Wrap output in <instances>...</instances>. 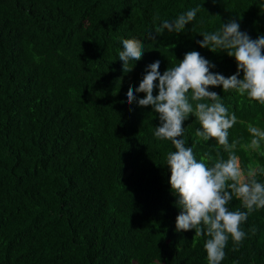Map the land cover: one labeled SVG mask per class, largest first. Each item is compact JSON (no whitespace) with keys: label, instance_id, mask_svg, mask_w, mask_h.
Segmentation results:
<instances>
[{"label":"trees","instance_id":"16d2710c","mask_svg":"<svg viewBox=\"0 0 264 264\" xmlns=\"http://www.w3.org/2000/svg\"><path fill=\"white\" fill-rule=\"evenodd\" d=\"M196 7L183 31L150 38L163 20ZM233 18L252 39L264 36V0H0V264H208L207 237L176 231L166 164L174 145L155 138L159 114L129 105L127 92L147 65L160 60L163 74L193 50L216 65L212 72L235 74L234 57L197 43ZM132 37L145 53L124 73L119 52ZM208 90L235 112L229 143L240 141L242 169L251 163L264 183V142L241 147L252 138L249 123L264 130V105ZM183 126L177 139L199 141L198 161L228 158L214 140L195 137L194 115ZM227 206L245 210L235 197ZM241 229L246 238L238 246L229 238L221 264H264V209Z\"/></svg>","mask_w":264,"mask_h":264},{"label":"clouds","instance_id":"9594fccd","mask_svg":"<svg viewBox=\"0 0 264 264\" xmlns=\"http://www.w3.org/2000/svg\"><path fill=\"white\" fill-rule=\"evenodd\" d=\"M199 7L181 13L174 20H163L150 38L155 40L165 30L179 33L195 20ZM202 41H197L201 48L212 52L220 49L237 62L235 74L225 77L210 69L214 63L203 57L198 51H189L179 64L168 67L161 74V61L156 60L147 65L145 75L138 88L129 87L127 102L134 101L140 107L151 106L159 114L160 125L155 127L157 140H169L175 151H169L166 164L170 169L171 191L176 196L175 205L180 209L176 218V231L184 232L194 229L195 237L206 236L204 248L208 264H221L225 258V248L231 237L238 246L246 238L241 229L249 215L264 209V183L256 179L257 168L250 163L247 171L241 167L240 158L235 149L240 143L233 140L229 143V129L237 123L235 112L224 106L221 96L209 87H223V91L235 90L239 95L264 105V36L252 39L241 31L240 23L230 19L215 32L201 34ZM123 50L119 60L123 61L124 73L133 70L129 61H139L145 51L142 41L136 37L122 39ZM241 73L243 77L240 78ZM158 81V84L156 83ZM158 94L154 95V89ZM134 93H145L144 98ZM194 115L200 127L195 131L199 140H214L228 158L216 159L209 166L211 159L207 154L197 160L193 146H186L185 140L177 139L184 135V121ZM247 131L251 134L250 143L241 145L245 150H257L264 142V130L249 123ZM264 155V153H261ZM264 173V169H259ZM236 198L241 201V208L230 210L229 202ZM253 234L257 229H249ZM235 250V248H234Z\"/></svg>","mask_w":264,"mask_h":264}]
</instances>
